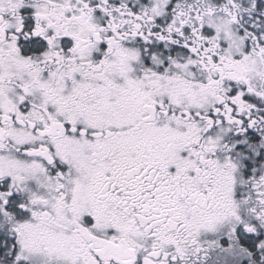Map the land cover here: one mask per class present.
Masks as SVG:
<instances>
[{
  "label": "snow or ice",
  "instance_id": "snow-or-ice-1",
  "mask_svg": "<svg viewBox=\"0 0 264 264\" xmlns=\"http://www.w3.org/2000/svg\"><path fill=\"white\" fill-rule=\"evenodd\" d=\"M0 264H264V0H0Z\"/></svg>",
  "mask_w": 264,
  "mask_h": 264
}]
</instances>
